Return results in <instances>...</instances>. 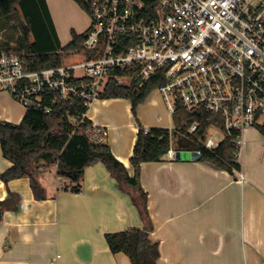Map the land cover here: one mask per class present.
<instances>
[{"label":"crops","instance_id":"0c3cea01","mask_svg":"<svg viewBox=\"0 0 264 264\" xmlns=\"http://www.w3.org/2000/svg\"><path fill=\"white\" fill-rule=\"evenodd\" d=\"M47 4L65 46L73 30L81 34L76 16L83 10L73 0ZM67 34L69 39L63 41ZM24 115L8 111L0 113V121L19 124ZM88 117L107 129L106 143L131 177L139 126L165 127L146 123L141 116L136 119L127 99L100 100ZM171 121L173 125L172 116ZM188 159L164 156L141 165L140 184L148 195L153 226L150 237L160 250L157 264H264L262 132H246L237 160L244 180L237 172ZM10 167L0 147V175ZM38 170L46 192L43 201L35 199L29 178L8 185L0 180V201L15 195L13 209L5 211L0 222V264H132L123 252L113 253L106 240V234L144 227L128 188L122 189L102 163L88 167L79 183L59 178L57 165L42 163Z\"/></svg>","mask_w":264,"mask_h":264},{"label":"built area","instance_id":"2783aa9c","mask_svg":"<svg viewBox=\"0 0 264 264\" xmlns=\"http://www.w3.org/2000/svg\"><path fill=\"white\" fill-rule=\"evenodd\" d=\"M90 27L83 46L99 51L90 61L29 71L23 49L0 50V92L8 91L26 110L47 114L58 99H83L87 111L64 118L77 130L91 121L90 108L104 99L113 70H134L140 87L163 73L162 92L173 117L181 104L188 112L204 107L223 118L224 128H210L196 138L208 150L228 135L242 154L246 132L264 128V0H85ZM123 84V83H122ZM53 97L49 99V95ZM85 134L93 145L105 144V127L91 122ZM171 133L173 130H170ZM150 129L145 128V134ZM173 140V139H172ZM186 151H198L187 148ZM173 142L165 155L176 160ZM200 152V151H199ZM241 180L245 175L235 171Z\"/></svg>","mask_w":264,"mask_h":264},{"label":"trees","instance_id":"16d2710c","mask_svg":"<svg viewBox=\"0 0 264 264\" xmlns=\"http://www.w3.org/2000/svg\"><path fill=\"white\" fill-rule=\"evenodd\" d=\"M82 10L88 11L85 0H73ZM8 17L18 26L20 35L17 37V47L30 56L27 58L28 70H42L63 65H72L94 60L99 51L86 49L83 43L87 32L78 34L72 31V40L62 46L47 0H0V19ZM0 46V50L8 49ZM134 70H113L107 83L104 99H127L132 103V111L136 114L137 107L144 103L148 96L158 87L165 84L164 74L145 82L141 87L140 80H134L131 85L119 82V77H134ZM53 93L49 95V99ZM87 111L83 99L76 97L70 100L58 99L54 111L50 114L36 108L26 111L19 124L0 121V147L5 159L12 163L6 172L0 175V180L8 185L13 180L29 178L36 200L46 199V192L41 185L38 166L42 163L57 165V176L72 183H79L86 169L97 163H102L115 177L122 189L125 187L142 221V229H129L122 232L106 234V240L113 253L123 252L132 264H157L160 258L159 244L153 242L150 235L153 229L148 213V195L140 184L142 163L159 162L172 146L173 134L178 136L176 148H194L201 152L200 162L208 163L231 174L241 170L237 162L236 148L227 135L221 145L211 151L206 149L196 138L203 139L207 131L217 126L224 128L223 118L219 114L207 111L204 107L188 112L181 104L172 117L174 130L153 128L145 134V128L139 126L137 140L134 146L130 164L134 170L131 177L126 167L112 154L110 146L105 143L93 145L85 134L87 125L75 132V128L64 116L72 114L80 116ZM199 125L196 138L187 134L192 124ZM264 135V128L260 130ZM74 191H78L74 188ZM10 199L0 201V222L4 212L13 209V193Z\"/></svg>","mask_w":264,"mask_h":264},{"label":"rangeland","instance_id":"374dc122","mask_svg":"<svg viewBox=\"0 0 264 264\" xmlns=\"http://www.w3.org/2000/svg\"><path fill=\"white\" fill-rule=\"evenodd\" d=\"M80 21L81 33L86 32L88 29L90 20L87 13L83 10L80 16H76ZM20 35L18 26L13 22L10 18L4 17L0 19V46L6 47H17V37ZM71 35V34H70ZM69 39V34L65 35L63 41H67ZM129 80L124 79L122 83L127 85L129 84ZM157 103V105L155 104ZM11 111L15 116L18 112L26 113V109L23 106H20L16 99L12 97L10 92L4 90L0 92V113ZM138 115V117H137ZM136 119L141 116L143 121L146 123L149 122H161L165 127L158 128H173L171 116L169 114V110L167 104L165 102L164 96L161 91L155 90L151 93L148 100L139 106L136 109ZM156 127H149L148 129H153ZM259 130V129H258ZM178 136L176 133L173 134V143L175 145ZM182 154H185V149H179ZM190 160V159H188ZM236 257V256H235Z\"/></svg>","mask_w":264,"mask_h":264},{"label":"water","instance_id":"95a60500","mask_svg":"<svg viewBox=\"0 0 264 264\" xmlns=\"http://www.w3.org/2000/svg\"><path fill=\"white\" fill-rule=\"evenodd\" d=\"M184 158H189L193 161H200L201 152H199V151H186L185 154H182L181 151H178L176 154V160H182Z\"/></svg>","mask_w":264,"mask_h":264}]
</instances>
